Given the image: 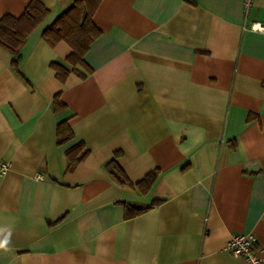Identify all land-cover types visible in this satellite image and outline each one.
I'll list each match as a JSON object with an SVG mask.
<instances>
[{"label":"crops","instance_id":"obj_1","mask_svg":"<svg viewBox=\"0 0 264 264\" xmlns=\"http://www.w3.org/2000/svg\"><path fill=\"white\" fill-rule=\"evenodd\" d=\"M39 1L50 13L19 72L0 47V264H247L225 247L248 234L264 260V0H102L101 35L64 83L51 64L71 48L42 33L74 0ZM27 2L0 0V19Z\"/></svg>","mask_w":264,"mask_h":264},{"label":"trees","instance_id":"obj_2","mask_svg":"<svg viewBox=\"0 0 264 264\" xmlns=\"http://www.w3.org/2000/svg\"><path fill=\"white\" fill-rule=\"evenodd\" d=\"M102 0H74L72 5L62 13L42 33V39L50 46L65 42L71 48V54L63 63H52L51 68L60 83H64L68 75L78 65L86 67L84 57L90 45L101 35L100 30L93 23V16ZM50 11L39 0H28L27 5L18 17L4 15L0 19V47L12 55V67L18 71L21 61V50L26 44L28 36L47 18ZM67 65L71 66L69 69ZM19 72V71H18ZM65 108L59 95L52 100L54 113ZM57 145H63L73 139V134L66 121L56 126ZM88 155V150L82 142L69 148L66 153L67 171H73ZM109 174L120 185H130L122 169L115 163H109ZM157 173H150L136 186L147 193L154 184ZM148 208L135 209L125 206L126 218H132L144 213Z\"/></svg>","mask_w":264,"mask_h":264},{"label":"built area","instance_id":"obj_3","mask_svg":"<svg viewBox=\"0 0 264 264\" xmlns=\"http://www.w3.org/2000/svg\"><path fill=\"white\" fill-rule=\"evenodd\" d=\"M255 0H244V6L248 11ZM251 29L257 32H264V24H253ZM9 168V164L0 160V175H3ZM226 250L233 255L242 256L247 264H264L258 256L257 240L254 235H233L226 245Z\"/></svg>","mask_w":264,"mask_h":264}]
</instances>
